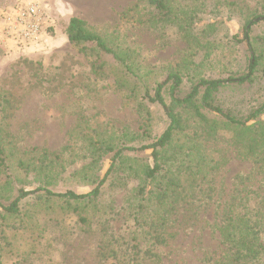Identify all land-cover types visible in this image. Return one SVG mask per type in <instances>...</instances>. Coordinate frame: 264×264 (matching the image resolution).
Segmentation results:
<instances>
[{
	"label": "rangeland",
	"instance_id": "obj_1",
	"mask_svg": "<svg viewBox=\"0 0 264 264\" xmlns=\"http://www.w3.org/2000/svg\"><path fill=\"white\" fill-rule=\"evenodd\" d=\"M170 1L173 6H187L194 0ZM199 1L204 3V9L190 29L194 38L186 40L176 25L158 23L149 27L141 23L149 14L146 0H0V94L9 102L8 109L0 111L4 118L0 121L2 136L7 135L11 162L28 158L33 148L46 150L49 155L59 154L65 164L73 163L64 164V171L57 175L51 189L86 193L92 185L81 181L84 172L79 171L90 160L85 146L88 138L94 136L91 130L104 137L121 132L140 134L145 120L136 104L143 102L150 113L147 127L150 137L161 133L166 126L162 110L141 100L140 95L144 92L151 95L155 85L177 64L191 61L190 68H195L197 76L206 80L244 75L251 55L242 40L243 26L254 16H264V0ZM27 3L42 7L50 25L37 47L20 50L5 37L1 12ZM72 17L86 21L99 36L133 52L142 67L136 96L127 97L126 89H118L114 84L120 68L112 56L99 53L96 57L90 43L84 45V52L71 47L65 27ZM250 40L259 56L255 78L250 83L222 88L215 95L216 104L238 118L248 116L264 104L263 22L251 27ZM100 65L102 69L97 75L93 68ZM189 90L190 83L184 79L179 94L185 96ZM257 120L264 123V114ZM80 131L84 135L89 133L88 137L79 135ZM148 143L146 140L143 144ZM141 144L140 140L131 143L134 148ZM206 147L223 165L214 175L209 190L198 193L176 210L167 228L169 238L159 251V264L215 263L225 254L219 231L223 214L241 199L253 194L264 196V174L258 168L261 165L244 158L226 134L209 141ZM149 154L146 151L134 156L150 162ZM108 158L105 156L101 161L97 176L107 170ZM8 174L13 181L9 185L4 184L6 173L0 174V202L4 204L16 195L18 188L35 187L32 183L22 184L23 176L16 170ZM134 185L128 184L103 197L113 200L115 211H119ZM28 200L26 207H33L35 201ZM122 224L119 215L111 223L113 231L118 232ZM58 246L59 258L65 256L67 264H96L90 238L74 235L70 243Z\"/></svg>",
	"mask_w": 264,
	"mask_h": 264
},
{
	"label": "trees",
	"instance_id": "obj_2",
	"mask_svg": "<svg viewBox=\"0 0 264 264\" xmlns=\"http://www.w3.org/2000/svg\"><path fill=\"white\" fill-rule=\"evenodd\" d=\"M146 3L149 14L141 23L149 27L170 23L186 40L194 38L190 29L199 20L203 2L194 0L187 6H173L170 0ZM260 22L264 23V16H254L243 26L242 40L251 55L244 75L206 80L190 68L191 61L183 62L155 85L151 95H140L141 100L157 105L166 119L165 128L157 136L151 138L147 130L150 113L143 102L136 104L145 120L140 134L121 132L104 137L91 130L94 136L88 138L85 146L90 160L79 171L84 172L81 181L92 185L86 193L51 189L65 165L73 163L65 164L59 154L49 155L46 150L33 148L28 158L11 162L7 135L2 136L0 121V174L6 173L4 184L13 183L8 171L16 170L23 176L22 184L35 185L32 189L22 186L6 204L0 202V264H67L65 256L59 258L58 245L70 243L74 235L92 240L96 264H159V251L169 238L167 228L176 210L198 193L209 190L223 165L207 150L209 141L226 134L244 158L261 165L258 168L264 174V123L257 120L264 114V104L238 118L215 100L220 89L250 83L255 78L259 56L252 46L250 30ZM65 35L71 47H79L81 52L90 43L96 57L99 53L112 56L120 68L114 84L126 89L127 97L137 95L142 67L129 48L99 36L78 17L69 19ZM101 69V65L93 68L97 75ZM184 79L190 83V90L181 96ZM8 103L0 94V111L8 109ZM1 119L4 118L0 116ZM88 134L80 131L79 135ZM138 140L142 144L134 148L131 143ZM146 140L149 143L143 144ZM146 151H150V162L134 156ZM105 156L109 157V164L100 177L95 173ZM131 183H135L134 187L127 192L120 210L115 211L114 201L103 196H111V192ZM30 198L35 205L27 208ZM119 215L123 224L114 232L111 223ZM219 231L225 254L213 264H264V196L253 194L230 205Z\"/></svg>",
	"mask_w": 264,
	"mask_h": 264
},
{
	"label": "built area",
	"instance_id": "obj_3",
	"mask_svg": "<svg viewBox=\"0 0 264 264\" xmlns=\"http://www.w3.org/2000/svg\"><path fill=\"white\" fill-rule=\"evenodd\" d=\"M1 16L5 37L20 50L37 47L50 25L44 9L35 3L17 5L1 12Z\"/></svg>",
	"mask_w": 264,
	"mask_h": 264
}]
</instances>
